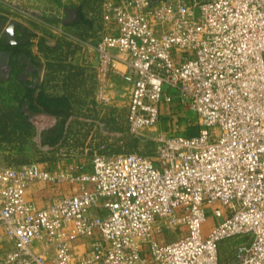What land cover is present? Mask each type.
Returning <instances> with one entry per match:
<instances>
[{
	"label": "built area",
	"instance_id": "obj_1",
	"mask_svg": "<svg viewBox=\"0 0 264 264\" xmlns=\"http://www.w3.org/2000/svg\"><path fill=\"white\" fill-rule=\"evenodd\" d=\"M101 17L110 30L83 52L129 84L128 129L175 104L196 131L158 132L153 154L95 153L88 166H0V264H264V0H102ZM35 181L74 188L38 208L26 198ZM208 210L217 220L204 230Z\"/></svg>",
	"mask_w": 264,
	"mask_h": 264
},
{
	"label": "rangeland",
	"instance_id": "obj_2",
	"mask_svg": "<svg viewBox=\"0 0 264 264\" xmlns=\"http://www.w3.org/2000/svg\"><path fill=\"white\" fill-rule=\"evenodd\" d=\"M16 6L22 9L25 7L23 2H18ZM61 6V2L57 3L54 7L47 6L50 7L46 10L47 12H45L48 16L47 18L54 20L55 23L56 21L60 23V17H65L66 15V12ZM0 9L2 13L5 14L3 17L11 16L12 18L19 19L21 22L24 20L17 12L11 11L4 0L0 1ZM27 22L31 28L38 30L48 41L54 43L52 44L54 48L47 54L48 60L52 64L47 68L46 75L44 74V79L46 80L45 94H49L53 97H62V95H65L66 100L62 101L63 105L66 106L68 115L64 120L62 134L58 142L53 146L43 144L40 140L41 130L49 127L56 121L53 115L49 117L46 113L32 114V116H29L31 121L30 125H26V134L19 132L18 130L21 122H18L13 117L14 106L12 105L16 102L13 97L17 96V93H20L22 88L20 84L14 80H1L0 166H16L28 162H36L40 166H45L55 163H68L71 161H81L88 166L90 159L95 153L140 152L153 154L156 146V140L153 136H157V133L161 131L156 125L141 130V134L131 132L128 129L125 121L128 92L126 93L124 88H120L119 90H115V93L109 94L107 89H104L102 83L99 84L96 82L94 85L91 83L90 85L86 83L80 85L81 93L78 95L71 92L73 90V88L70 89L71 85L64 93L57 91V87L59 86L56 87L55 81L59 76L56 71H58L59 66L62 65L63 60L67 57L68 53L65 48H67L69 44H72L75 47L73 49L78 50L77 55H79V53L84 55V45L87 42H96L103 35V32H105L103 20L101 19L96 23L95 29L92 32H88V29L83 26H81V28H76L74 34L77 40L74 41L56 35V32L52 31V29L40 25L37 26L33 22ZM56 37L64 41L62 44L65 47L63 46L62 48L56 44ZM42 58L45 59L46 57ZM68 78V80L71 81V77ZM11 93H16V95H11ZM76 103L82 105L81 108L78 109V104ZM89 105L93 106L90 110L88 109ZM183 110L186 114L185 119H187L189 123L188 128L192 132L196 129V115L188 107H184ZM88 123L91 125L95 124L96 127L93 128ZM214 220L217 219H213L211 217V212L208 210L207 219L204 223V230H206L209 224ZM173 236L179 237L180 233H175ZM235 241L236 238L224 239L221 241L219 249L221 263L230 262L231 245Z\"/></svg>",
	"mask_w": 264,
	"mask_h": 264
},
{
	"label": "crops",
	"instance_id": "obj_3",
	"mask_svg": "<svg viewBox=\"0 0 264 264\" xmlns=\"http://www.w3.org/2000/svg\"><path fill=\"white\" fill-rule=\"evenodd\" d=\"M101 1L102 0H4V2H6V4L9 6L10 10L17 12L23 17L25 21L23 20L21 22L19 19L12 18L11 16H6L7 18L3 17L5 14H3L0 9V23L6 24L9 19H15L21 22L24 26L22 27L19 24L15 25L14 31L16 34V39H19V37L23 38L25 33L28 34L26 41L22 40L14 44L5 45V38L0 32V44L6 46V49L11 50L9 64L10 67H12L8 77H0V81L14 80L15 82L19 83L22 88L21 92L17 93V96L13 97L16 102L13 103L14 105H12L14 106V111L12 114L13 117L18 122H21L18 130L19 132L26 134V125H30L31 122L29 116H32V114H42V112H32L28 109V102L26 101V98L31 95L27 94L26 87L37 85L40 86L45 92L46 80L44 79V74L46 75L47 68H49L50 64H52L48 60L49 58L47 54L51 49L54 48L51 47V49H49L43 46L42 43H48V45H52L54 43L48 41L42 33L38 32V30L31 28L27 21L33 22L37 26L40 25L49 29L52 28L45 25V23L48 22L54 24L57 26V29H52V31H55L56 35L61 37L63 36L66 39L74 41L77 40L74 34L76 28H81V26H83L84 28L88 29V32H92L95 29L94 27L96 23L102 19ZM18 2H23L25 5L24 9L16 6ZM59 2L62 3L61 7L66 12V15L65 17H60V23L58 21L55 23L54 20L47 18L48 16L45 12H47L46 10L50 8L47 6L54 7ZM73 8L76 9V12L79 14L80 18L79 20H75L74 18L73 20L68 21L67 9ZM27 29L29 31H27ZM104 29L105 32H103V34L110 30V28L107 29L105 27ZM56 38V44L63 48L64 45L62 43H64V41L58 37ZM41 39H44V42ZM73 48L75 47L72 44H69V46L65 48L68 53L67 57L63 60L62 65L59 66L58 71H56L57 75L59 76L55 81L56 87L59 86L57 87L58 92L64 93L70 88L71 85L70 89L73 88L71 92H74L78 95L81 93L80 85H83L84 83L88 85L91 83L94 85L96 82L99 84L102 83L104 85V89H107L109 94L115 93V90H119L120 88H124L126 93L129 91V84L123 80L120 74L110 73L106 76H101L98 73L95 65L90 63V61H88L84 55H81L80 53L77 55L78 50H74ZM42 57L46 58L43 59ZM68 77H71V81L68 80ZM11 95H16V93H11ZM47 96L50 97L49 94H47ZM62 97H65V95H62ZM81 106L82 105L78 104V109L81 108ZM91 108H93V106L89 105L88 109L90 110ZM185 115L186 114L184 113V110L177 108L175 104H172L171 107L170 105H164L161 107V117L156 124V127L159 128L161 133L177 131L188 134L194 133L196 129L192 132L189 130V123L187 119H185ZM48 116L50 117L49 114ZM91 126L93 128L96 127L95 124H92ZM71 188H74V186H71L68 183H47L44 181H35L26 187V198L32 201L36 207L39 208L48 204L56 197L69 195L72 193ZM173 235V233H158L156 234V237L160 243H164L174 239L175 237Z\"/></svg>",
	"mask_w": 264,
	"mask_h": 264
},
{
	"label": "trees",
	"instance_id": "obj_4",
	"mask_svg": "<svg viewBox=\"0 0 264 264\" xmlns=\"http://www.w3.org/2000/svg\"><path fill=\"white\" fill-rule=\"evenodd\" d=\"M42 41L44 42V39ZM42 45L49 49L54 46L48 45V43H42ZM26 92L28 95H31L26 98L29 110L53 115L56 118V121L52 125L42 129L40 132L41 143L50 146L55 145L62 134L64 120L68 115L66 106L63 105V101L66 100V98L57 96L49 97L45 94L44 90L37 85L27 86Z\"/></svg>",
	"mask_w": 264,
	"mask_h": 264
},
{
	"label": "water",
	"instance_id": "obj_5",
	"mask_svg": "<svg viewBox=\"0 0 264 264\" xmlns=\"http://www.w3.org/2000/svg\"><path fill=\"white\" fill-rule=\"evenodd\" d=\"M67 12L69 15L68 21L73 20L74 18H75V20H79L80 16H79V14H77L75 8L67 9ZM16 24H19L20 26L24 27L21 22L15 20V19H9L6 22V24L0 23V32L2 33L3 37L5 38V40H4L5 45L14 44V43L18 42V40L16 39L15 31H14ZM27 31H29V30L27 29ZM10 54H11L10 49H6V48L0 49V71H2L4 73L6 72V74L8 73V70L10 68V64H9Z\"/></svg>",
	"mask_w": 264,
	"mask_h": 264
},
{
	"label": "flooded vegetation",
	"instance_id": "obj_6",
	"mask_svg": "<svg viewBox=\"0 0 264 264\" xmlns=\"http://www.w3.org/2000/svg\"><path fill=\"white\" fill-rule=\"evenodd\" d=\"M67 19H69V15L67 16ZM27 38H28V34L25 33V36H24L23 38L19 37V39H17V40H18V41H22V40L26 41ZM0 43H1V39H0ZM0 48H7V47H6V46H3L2 44H0ZM11 70H12V67L9 68L7 74H6V72L4 73V72L0 71V77H1V78H6V77H8V75H9V73H10Z\"/></svg>",
	"mask_w": 264,
	"mask_h": 264
}]
</instances>
